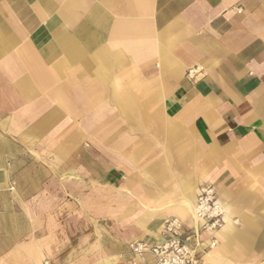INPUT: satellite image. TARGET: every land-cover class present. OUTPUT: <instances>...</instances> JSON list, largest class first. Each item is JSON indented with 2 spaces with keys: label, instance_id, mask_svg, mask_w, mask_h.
Masks as SVG:
<instances>
[{
  "label": "crops",
  "instance_id": "crops-1",
  "mask_svg": "<svg viewBox=\"0 0 264 264\" xmlns=\"http://www.w3.org/2000/svg\"><path fill=\"white\" fill-rule=\"evenodd\" d=\"M203 184L264 264V0H0V264H155Z\"/></svg>",
  "mask_w": 264,
  "mask_h": 264
},
{
  "label": "built area",
  "instance_id": "built-area-1",
  "mask_svg": "<svg viewBox=\"0 0 264 264\" xmlns=\"http://www.w3.org/2000/svg\"><path fill=\"white\" fill-rule=\"evenodd\" d=\"M193 72L189 69L187 75ZM192 218L196 227L188 229L181 219L170 217L163 223L161 234L165 237L160 243L148 245L139 240L131 241L128 246L133 255V263L149 251L155 259V264H198L199 258L191 242L196 240L201 232L212 236L210 247L216 244L214 233L224 224L223 209L219 203L216 191L210 184L200 185L197 189ZM43 264H49L44 262Z\"/></svg>",
  "mask_w": 264,
  "mask_h": 264
},
{
  "label": "bare ground",
  "instance_id": "bare-ground-1",
  "mask_svg": "<svg viewBox=\"0 0 264 264\" xmlns=\"http://www.w3.org/2000/svg\"><path fill=\"white\" fill-rule=\"evenodd\" d=\"M187 190H189V189H187ZM192 195V194H191ZM189 199V198H188ZM191 199V198H190Z\"/></svg>",
  "mask_w": 264,
  "mask_h": 264
}]
</instances>
